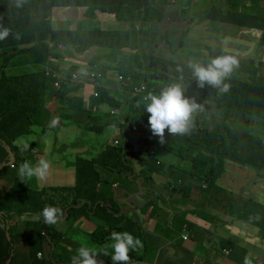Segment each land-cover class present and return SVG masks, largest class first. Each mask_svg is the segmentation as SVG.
I'll use <instances>...</instances> for the list:
<instances>
[{
	"label": "trees",
	"instance_id": "obj_1",
	"mask_svg": "<svg viewBox=\"0 0 264 264\" xmlns=\"http://www.w3.org/2000/svg\"><path fill=\"white\" fill-rule=\"evenodd\" d=\"M182 1L183 0H167L171 6ZM77 3H79V1L77 2L76 0H24L23 6L17 7L16 0H0V27L10 28L13 34L19 33L22 38L20 40L14 39L13 35H10L7 39L0 41V49L6 50L5 53H7L5 57H0V70L8 67L11 63L10 60H12V65H16L21 72H24L19 74V76H6L4 73L0 76V177L9 170L13 171L14 174L15 172L18 174L19 166L17 167V165H20L19 161L23 163L25 161L24 157L27 156L23 146L20 147L18 142L20 138L32 134L34 117L45 109L43 107L50 101L48 100V96H54L56 94L58 96H68V91L66 89L62 91L55 88L52 91L49 88H53V84L56 81L51 79L50 70L57 71L58 69L55 67L54 63L61 62L55 60V53H57L60 48L73 49L74 46L81 51H87V53H89L92 47H106L109 51L111 50L108 58L112 59L111 61L113 62L118 53L120 54L122 52V49L131 45L135 32L138 34L142 31L137 30L135 19H140V17L137 16L136 13L129 14L127 18L121 16L123 7L127 6L128 0H95L97 6L113 8V13L117 18L115 20L121 27L116 31L104 29L101 24L88 30L82 27L83 22L80 21H77L74 27H70V29L63 28L60 24L52 25L51 10L55 7L62 9L79 5ZM150 4L151 0H137L134 11L141 10L143 7L147 8ZM195 14L198 16L200 15V5L195 6ZM161 16L163 18L166 17L164 15ZM125 21L127 22L124 23ZM251 23L255 27H259L260 25L257 21L254 23L251 20ZM69 24L70 26L73 25L74 21L70 20ZM23 31L27 33L28 31H32L36 36L35 38H31L30 35L24 34ZM90 54L92 56V65L88 64V66L93 68L94 65H102L103 67L102 71L99 70L102 77L94 80L95 90L98 92L99 97H91V100H85L83 97L74 96L68 100H64L66 103H62V105L66 106L67 104V107L64 108L63 118H69L70 116L68 114L72 113L80 116L89 115L95 119L89 121L87 127V129L92 132H97V126L99 125L103 127V125H108L113 122L116 124L115 126L118 128L120 135H122L121 137L124 142L119 140L121 144H123L119 149L107 146L106 149L102 150L100 154L95 157L78 155L77 159H75L76 162L72 164L76 166L77 178L82 185L81 193H73L70 187H62L55 184L43 185V188H33L30 184L26 185V182H29L33 178H26L24 182L20 180L19 175L15 174L13 185L9 186L6 192L0 194V208L12 209L16 204L20 203L21 210L32 213L31 219L37 226L35 229L28 227L30 233L27 236L31 241L29 244V254L33 260L31 264H46L45 257L41 258V256L36 254L35 248L37 245L38 249L43 251L45 255L46 247L50 252V259H56V255H54L53 258V250L51 247H57V242L55 240L57 235L54 231L50 230L49 227L51 225L46 224L43 217L40 215L46 205L57 207L58 199L68 204L71 202L73 204L76 203L75 197L81 194L84 198L91 201L92 206L89 207L88 204H84L83 207L79 208L83 209V211H79L78 213L75 212V215L81 216L84 215V212H87L88 217H93L101 212L110 218L113 217L112 212H105L103 209L107 206V203H110V208L114 212L118 211V205L114 202L112 193L113 183L117 180H113V182L102 178L106 173L119 174L125 179L134 176L135 167L129 158H125V156H136L138 160L142 161L141 164L143 169L141 173L143 176L152 172H170V176L174 182L183 181L191 182L192 184L193 182L200 184L199 186L193 184L196 190H200L202 187L205 190H220L223 188L222 185L226 184L229 194L212 193L211 204L218 203L220 205V211H218V213L224 216H235L240 219L238 220L239 222L246 223L248 214L257 206L256 204H252L255 202L252 196L254 195L261 200L264 199V186L261 185V187L256 190L253 187V191L245 188L241 189L239 193H234L233 191L240 187V183H226L225 173L227 168L246 172L247 167H250L254 168V170L256 169L257 174L260 176H264V88L252 87L246 90L241 88L232 95L231 99H228V94L226 92H221L219 89L206 84L205 87L201 88V95L199 97L200 101L202 98L205 101L207 100L204 104L203 112L212 110L217 114L218 111L216 108H220L221 103H226L234 112L256 116V125L253 124L254 126L249 127L251 131L254 129L255 131L243 132L241 137V141L244 145H247L250 149L256 148L258 150L257 157L249 159L250 165H247L235 150V147L240 145L239 141L231 142L230 145H227L226 142L222 144L218 143L214 133L218 131V128L212 133H210L211 131L207 128L205 129V132L210 135L206 141L209 147L199 142L195 144L192 139H195V135L201 128H205H197V123L199 124L201 121L199 120L198 122V119L195 121L197 129L191 127L186 134L171 135L166 130L164 143L153 141L157 136H153L151 130L138 129V132L132 134L123 124L118 123L116 117L111 119L105 107H121V110L126 112V121L135 123L138 119L148 120V114L144 111L143 101L141 99H136L135 103H132L131 106L124 105L122 99L112 91L113 88L117 89L119 87L118 84L112 78L106 76L108 73L107 70L109 69L108 66L110 65L101 57L98 58L95 53L90 52ZM19 55L22 56V58L17 60L18 57H20ZM129 56V54L125 53V57L131 60ZM160 59L165 61L167 57H160ZM160 59L152 57V65H157ZM14 60L15 62H13ZM24 60H26V62H23ZM170 62L171 60H169V63ZM32 64L37 65L31 68ZM163 68L174 74L176 79H180L181 77V79H185L183 72L174 71L167 65ZM26 70L29 71V73L26 72ZM150 70L158 75L144 83L146 85H152L157 93L161 91L162 87L176 82L173 76L168 71L165 72L171 76L164 73L162 68L151 66ZM125 74L126 76H132L136 79H131L132 81H143L138 80L141 78V74L136 66L128 68ZM111 82L115 85L113 86ZM59 84V87H61V85L64 86V83L61 84L60 82ZM195 84H197L196 81ZM47 88L49 89L47 90ZM61 92H65V94ZM249 95H254V98H249ZM98 105L100 106L98 107ZM67 108H69V110H67ZM200 117L201 119L204 118L202 115ZM260 121L263 123H258ZM146 122L148 123V121ZM242 122L248 125L250 124L249 120H244ZM110 129L113 130L112 128ZM141 137L144 143L146 140L145 144H148V149L142 153L132 151L134 139L140 140ZM212 138L213 140H211ZM127 139H129L127 141L129 144L125 143ZM184 139L189 141L184 143ZM80 143L85 144L82 147L91 144L88 141L75 142L74 144L76 147H79ZM188 143L191 145L186 148ZM94 144L95 143H93V145ZM174 144H180V148L174 147ZM200 146L202 147L200 148ZM128 149L131 150L132 153H128ZM193 150H198L200 152L195 159L190 157V152L192 153ZM166 153L168 156L172 157L174 161L167 162L159 158V156ZM11 155L13 156L12 160ZM199 156H202L205 160L202 164L199 163ZM121 158L124 159L123 162ZM187 159L191 160L195 165H200L192 166L191 162ZM185 161L187 162V167L182 169L179 175H176L177 170H173ZM10 162L11 164H9ZM100 168L102 170H100ZM106 187H109L110 192L108 194L103 192V189ZM192 187V185H188L187 191L191 190ZM62 191H70L71 195L65 196ZM215 198H218L219 201L217 202L214 200ZM94 205L96 207L93 209ZM67 206L68 205L63 204V211L64 213L67 212L70 217L72 212H74V207L71 206L70 211H65ZM214 206H216V204H214ZM90 209H93V214H90ZM101 215L99 217H101ZM120 217L119 224L122 225V229H116L117 231H128L135 237H147V231H145L133 217L127 219L124 214ZM237 218L234 219L237 220ZM53 226L58 228L60 225L57 222ZM156 227L160 231V227ZM1 230L3 232H1ZM0 234L1 236L5 235V230L1 228V225ZM99 234L100 232H95L93 235H95V239L101 241L99 239ZM156 237H160V235ZM12 242V240H7V251L2 256L0 264H7L8 259L13 255H15V260L13 263L10 262L9 264L24 263V260L18 252L17 246L14 247ZM32 246L35 249L34 251L32 250Z\"/></svg>",
	"mask_w": 264,
	"mask_h": 264
},
{
	"label": "clouds",
	"instance_id": "obj_2",
	"mask_svg": "<svg viewBox=\"0 0 264 264\" xmlns=\"http://www.w3.org/2000/svg\"><path fill=\"white\" fill-rule=\"evenodd\" d=\"M92 2L93 9H107L109 11H103V13H108L113 16L114 19H117L113 13V8L97 6L95 0ZM23 3L24 0H16L17 7H22ZM153 3L154 0H151L150 5L156 7L158 12L156 21L161 23L160 27L162 28L160 41L155 44L152 43L150 39H146L143 42L139 40L140 43L132 41L131 44L134 45V48L138 47V50L135 51L136 56H129L131 61L137 63L136 67L141 74V78L138 80L143 81H132L131 79H135L132 76H126V74L121 71L113 72L111 68L107 70L108 73L106 75L118 84L119 87L117 89L113 88L112 91L122 99L124 105L131 106L132 103H135L136 99H141L143 101L144 111L148 114V120L138 119L135 123H129L126 121V112L122 111L121 107H105L107 114L110 115L111 119L116 117L118 123L123 124L132 134L138 132V129L151 130L152 135L157 136L153 141H159L160 143L165 142L166 130L171 135L186 134L193 126L195 120H201L200 122L204 124V127L205 125L206 128L211 126L210 133L218 128V131L214 133L219 144L226 142L227 145H230L231 142L239 141L240 145L235 147V150L237 154L241 156L243 162L250 165L249 159L257 157L258 150L256 148L250 149L247 145H244L241 141V137L243 132L255 131V129L250 131L246 128L254 126L253 124L256 123V116L234 112L228 104L221 103V108H227L230 111L228 118L223 121L224 126H222L218 121V117H220L218 112L217 114L212 110L203 112V107L207 100L205 101L202 98L200 101L199 97L201 95V88L205 87L207 84L219 89L221 92H226L228 94L227 98L231 99L236 91L243 88L241 84L242 79L253 81V87L255 88H264L261 74L259 73L253 76V74L249 72L250 64H253L259 70V66L264 63V26L260 24L259 27H255L251 23V20L255 23L259 18H262V14L258 16L256 11H264V0H183L174 6H171L167 0H164V3L158 5H154ZM136 5L137 0H128L127 6L123 7L121 16L128 17L129 14L133 13ZM196 5H200L199 16L195 14ZM171 12H175L176 15L170 17L169 15ZM161 15L166 17L163 18ZM117 23L118 22L115 20L116 25ZM104 29L107 28L105 27ZM111 30L116 31L117 29ZM137 30L142 29L137 26ZM10 35H13L14 39L21 38L19 33L13 34L10 28L0 27V41L7 39ZM163 41L164 43L160 44ZM154 47H161L162 54L155 55L152 52ZM73 48H75V46ZM164 56L167 57V60L162 61L160 57ZM152 57L159 58L160 62L157 65H152ZM169 60H171L170 63ZM36 65L37 64L33 66ZM166 65L174 71L183 72L185 79H181L182 77L176 79L174 74L163 68ZM151 66L162 68L164 73L168 71L176 82L162 87L161 91L157 93L152 85H146L144 83L158 75L150 70ZM99 70H103L102 65H94L93 68L87 65V68L62 70L63 74L61 75L79 74L86 76L87 80L85 82H73L72 84L81 86L84 89L89 88L90 95L86 99L88 100L91 99V97H99L94 84L96 78L102 77ZM50 72L51 79L55 81L54 74H59L60 71L50 70ZM124 80L129 84H124ZM195 81L197 84H195ZM60 82L61 84L64 83L66 86L69 84V81L66 80H56L53 84V88H49L53 91V89L60 86ZM111 84L113 86L115 85L112 82ZM189 91H192L191 94ZM71 96L79 97L78 93H73ZM99 106L100 105H98V107ZM201 115L204 116V118L201 119ZM244 120H249L250 124L248 125L242 122ZM146 121H148V123ZM115 125L116 124L113 122L108 124V126L116 130L118 128ZM99 126H97V132H102L98 128ZM206 128L203 130L204 133H207L205 132ZM222 129L226 131L223 136L219 135ZM128 140L129 139L125 140V143L129 144V142H127ZM134 140H136V142L132 143V147H135V149L133 150L132 148V151L142 153L148 149V144H145L146 140L144 143L142 137L140 140L136 138ZM211 140H213V138ZM119 143L121 148L123 144H121L120 141ZM18 144H20V142H18ZM137 146L138 150L136 149ZM243 147L247 148L248 154L240 153L239 150ZM132 151L128 149V153H132ZM199 154L200 152L198 150H193L190 157L195 159ZM125 158H129L131 161V159L137 157L125 156ZM169 158L174 161L172 157L169 156ZM163 160L167 161V159ZM187 160L191 162L192 166L200 165H195L191 160ZM121 161L123 162L124 159L121 158ZM186 161L179 164L173 171L185 169L187 167ZM132 163L135 167V175L126 180L135 184L137 191L126 195V199L122 200V202H119V200L116 202L118 205L117 212H114L107 203V206L103 210L105 212H112V218L101 212L93 216L97 219L99 224L103 218L108 220L107 222H101L97 232H101L103 228L110 229L112 231L109 237L111 243H102L100 245V241L96 239V248H93L91 245L94 239L88 246L86 243H81V246L76 250L77 255L72 258V264H104V261L108 260L109 257H111L113 264H146L150 242L157 235L161 237V231L152 225L151 217L145 216V213L142 212L137 216L130 214H125V216L127 219L133 217L137 222L141 219L145 221L148 220V226L143 227L148 233L147 237H135L128 231H117L116 229H122L119 220L121 218L120 216L124 214L123 210L126 203L132 202L136 205L137 202L134 200H138L139 196L146 197L151 193V197H149L147 201L149 204L156 207L157 212H159L160 208H164V204L162 202H155L158 196L162 193H166V190H169V196L166 198L183 195L187 192L188 185L194 186L193 184H196V182L192 184L191 182L178 181L179 185L177 186L178 182L172 180L170 172H152L143 176L141 173L143 169L141 164L142 161L138 160V163ZM9 164H11V162ZM228 169L229 168H227V170ZM247 169L253 173H257L254 168L247 167ZM49 171L50 162L45 158H40L35 164L30 161L21 163L18 168V175L20 180L25 182L26 178L31 179L35 177L36 179H43L48 175ZM163 174L170 177V180L168 179L169 188L159 191L155 182H159L160 176ZM28 184L29 182H26V185ZM119 184L120 182L118 181L114 182L113 188H116ZM57 186L70 187L73 193L82 192L81 186ZM58 200L57 207L46 205L40 213L46 224L55 225L57 222L59 223L62 218H65L63 221L64 224L68 223V213H64L63 211V204L67 205L68 203L60 201V199ZM77 203L78 202L74 204ZM74 204H72V206L74 207V212H76L77 208H75ZM67 210L70 211L71 208L67 206L65 211ZM4 214L2 221H0V225L2 229L7 231L10 237L9 240L13 241L12 245L15 247V231L18 229L17 225L23 224L22 218L29 217L32 213L21 210L20 203H18L14 208L6 209ZM101 214L103 217H99ZM183 237L188 239L189 235L186 233ZM71 242L75 244L76 242L78 243V240H71ZM110 248L113 251H111L112 254ZM224 252L228 254L229 251L224 249ZM38 255L42 257L41 254ZM52 260L57 264L54 259ZM13 261L14 255L8 259L7 264L10 262L13 263ZM243 264H253L251 257L246 255Z\"/></svg>",
	"mask_w": 264,
	"mask_h": 264
},
{
	"label": "crops",
	"instance_id": "obj_3",
	"mask_svg": "<svg viewBox=\"0 0 264 264\" xmlns=\"http://www.w3.org/2000/svg\"><path fill=\"white\" fill-rule=\"evenodd\" d=\"M79 1V5H76L74 7H68V8H54L51 14V23L55 20L57 22H64L66 21L69 26V20L65 18V20L61 17L62 14L66 17L68 12L76 13L82 20L80 22H83L82 27L86 29H93L96 25H103V28H105V24H113L115 23V19L113 16H111L108 13L109 10H100V9H93V0H76ZM59 10H65L63 13H58ZM70 29V27H69ZM119 30V28L117 29ZM26 35H30L31 38H35V33L32 31L24 32ZM21 35V34H20ZM22 39V38H20ZM19 39V40H20ZM132 41L139 42L138 38L133 37ZM161 47H154L152 52L157 54H162ZM6 50L0 49V57H5L7 53H5ZM91 55V54H90ZM20 56V55H19ZM22 58V56H20ZM17 59V57H16ZM18 60V59H17ZM92 60V56H91ZM87 63H79L78 65H74V69L79 68H87ZM34 66L32 65L31 68ZM68 68L65 67L63 70H67ZM89 92V88H85ZM91 100V99H88ZM65 107L64 105H61V108ZM60 108V112H61ZM49 110V109H48ZM51 111V110H50ZM69 116H75L74 113L68 114ZM65 122V121H64ZM64 122L63 125H64ZM71 124V126H66L67 129H80V126L85 125V121L80 122H68ZM95 140V139H94ZM95 143V142H94ZM20 145V144H18ZM67 146V145H62ZM105 146L104 143L99 144V142L96 144L95 147L103 148ZM20 147H22L20 145ZM87 146L82 147L79 149L80 151L75 155V159H77V155H85L88 152L93 149L94 146H91L92 148L87 149ZM86 150L83 153L81 152L82 149ZM96 149V148H95ZM94 149V150H95ZM25 153L27 154L26 158L27 161H33L37 162L35 157L32 155V150H26L24 149ZM66 154H68L66 152ZM38 159L44 158V154L42 155L40 153L35 154ZM70 155V154H68ZM72 157V156H71ZM170 160L167 159L168 162H172L171 158ZM228 170L230 172H228ZM226 170L225 173V181L226 183L230 182H239L240 186L243 184H246L245 180V174L243 172H240L238 170L229 168ZM182 171V169H178L176 171V175H179V173ZM233 174H231V172ZM247 172V171H246ZM251 175L249 176L250 184H255L253 187L254 189H259L262 186H264V176H260L257 173L250 172ZM57 175L55 171H52L49 175L48 180L44 179H31L29 182H32L36 187L43 188V185H53V176ZM170 177L168 175H161L159 182H155V185L157 186V189L159 191H163L166 188H169V181ZM56 180V179H54ZM167 180V181H165ZM37 181V182H36ZM49 182V183H45ZM59 182V181H57ZM251 184V185H252ZM55 185H69L65 183H58ZM199 186L200 184H195ZM248 185V184H246ZM223 188L220 190H205L203 187L200 190H196L194 186L191 190L187 191L183 195H177V196H170L169 198L165 199L164 208H160L159 212L156 211L153 213L152 216H149L147 213H145V216L151 217V223L152 225L159 226L161 231V237H155L151 240L149 245V253L147 257V263L146 264H243L244 257L246 256L247 251L249 250L248 247L251 246L252 248L259 249L261 251V255L257 256L256 254L250 256L253 264H264V246H259L258 241L255 238V235L261 236V239L264 243V199H260L261 201H255L252 204H256L257 206L253 209L251 213L248 214V218L246 219V223H241L238 220L239 218L228 215L224 216L220 213L213 214L209 210V207L211 208L215 207L214 203L211 204V195L212 193H219L227 195L228 190L226 184L222 185ZM112 189V188H111ZM113 193V200L117 202H122V200L126 199V187L125 185H121V183L116 187L112 189ZM174 192V191H173ZM62 193L67 196L66 192ZM169 190H166V197H168ZM231 193V192H230ZM239 193V192H238ZM254 194V193H253ZM253 197V196H252ZM77 204H74L76 209V213L79 211H83V209H79L80 207H83L84 204H88L89 207L92 206L91 201L87 200V198H84L82 195H77L75 197ZM217 202L219 201L218 198H215ZM110 204V203H109ZM96 206H93V209ZM93 209H90V214H93ZM88 213L84 212V215L77 216L75 215V212H72L71 216L68 219V223L64 224L63 221L65 218L60 219V222L58 223L60 226L56 229H63L65 226L69 228V232H57V238H61L62 240H65L67 236L70 235L71 240H78V245H81L84 238L87 236V234H94L98 231L100 228V224H97V219L94 217H87ZM30 218L32 215L29 216ZM101 217H103L101 215ZM231 218L232 220L230 222H234L235 226H232L230 228H226L224 219ZM234 218H237L235 220ZM255 218V222H252ZM89 219V220H87ZM249 224V225H247ZM246 225V226H245ZM249 226V227H247ZM261 226V228H260ZM18 229L15 231L16 234V245L18 248V252L21 256V258L24 260L23 264H31L33 262L30 254H29V244L30 239L28 238V234L30 233L28 228L24 227L23 224L17 225ZM233 227L237 228L238 231L241 230L242 233L240 236L239 233H236L233 231ZM254 227V228H252ZM243 228V229H242ZM1 232H3L1 230ZM111 230L107 228H103L102 231L99 234L100 245L102 243H111L109 237L111 234ZM188 234V239H185L183 235ZM243 235H246L248 239H245ZM95 235H93V244L92 247L96 248V239L94 238ZM250 236V238H249ZM254 237V238H253ZM242 241L243 244H239V242ZM246 245V246H244ZM24 246L27 247V251L25 250ZM217 247L221 248L222 255L219 254V251L217 250ZM33 248V246H32ZM52 248V255L54 258V255L58 253V251L62 249H69V246H57V247H51ZM38 250V245L35 248ZM32 249L33 251L35 250ZM224 249L228 250V254L224 252ZM7 251V241H5V235L1 236L0 234V261H2V256ZM24 251L25 255H22L21 252ZM112 249L110 248V252ZM243 251V255H239V252ZM257 258H260L261 261L257 262ZM15 260V255H14ZM55 263V262H54ZM104 264H113V261L111 257L108 258V260L104 261Z\"/></svg>",
	"mask_w": 264,
	"mask_h": 264
},
{
	"label": "rangeland",
	"instance_id": "obj_4",
	"mask_svg": "<svg viewBox=\"0 0 264 264\" xmlns=\"http://www.w3.org/2000/svg\"><path fill=\"white\" fill-rule=\"evenodd\" d=\"M164 3V0H154V5H158ZM53 11V10H51ZM65 12V10H59L58 13H63ZM136 13L137 16L140 17V19H135L136 20V25L138 27H141L142 31L140 33H136L135 32V38H138L141 42H143L146 39H150L152 43H157L160 41V36L162 33V28L161 23L159 21H156V17L158 16V12L156 7H154L153 5H149L147 8H143L141 10H135L133 12V14ZM256 14L258 16H261L262 14V18H259L257 23L258 24H262L264 26V11L260 12V11H256ZM176 15L175 12H171L170 13V17H174ZM124 16V15H123ZM64 20L65 18L74 21V24L70 26H68V23L66 21H62V22H57V21H53L52 25H56V24H60L62 25L63 28H69V27H74L75 23L77 21H81L82 19L76 14V13H72V12H68L67 16L65 17L63 14L61 16ZM127 18V17H126ZM124 18V19H126ZM127 21H125L124 23H126ZM119 24V23H118ZM116 25L115 23L111 24H105V27L108 30L111 29H120V24ZM164 25V23H163ZM162 25V27H163ZM164 43L161 42L160 44ZM149 47V44H148ZM56 50V49H55ZM138 50L137 48H134V45L131 44V46L127 49H122V52L115 57V60L112 62V59L108 58V55L111 53V50L109 51L108 48L106 47H92L89 50V53H87V51H81L79 50L77 47L70 49H64V48H60V50L55 53V60L56 61H61L60 63H54L55 67L60 71V75L59 74H54V78L55 80H66V81H70L68 86L64 85L61 87H57L59 90L66 89L68 91V96H61V95H54L48 96V101L46 103V105L44 106L45 109H43L39 114H37L34 117V124L32 127V134L28 135V136H24L22 138H20L19 142L20 145L23 146L24 149H28V150H32V155L35 157V159L38 161L39 159L37 157L40 156H36L35 154L40 153L42 155V153L44 154V158L47 159L50 162V171L48 173V175L43 178L44 180H48L51 181V179H49V175L52 171H55L57 173V175L53 176V184H58L60 182L65 183V184H69V185H76V186H81V182L78 181L77 178V170H76V166L75 164H72L75 161V155L80 151L79 149L82 148L83 145L80 143L79 147L75 146V142H83V141H88L91 144L88 145L87 149L92 148L91 146H94L93 143H97L99 142V144L104 143L105 146L103 148H99V147H93V149H91L90 152H88L87 154H85V156H90V157H95L97 155L100 154V152L104 149H106V146H111V147H118L120 148V143L119 140H121V142H124L123 138L121 137L122 135H120L119 130L118 129H113L111 126L108 125H103L99 126L98 128L102 131V132H92L89 131L87 129L89 121L91 120H95L93 119L91 116L86 115V116H80V115H75V116H70L69 118H63V112H64V108L67 107V104L65 107L61 108L62 103H66L64 100H68L69 98H71V94L73 93H78L79 97H83L85 100L89 97L90 93L85 90L83 87L81 86H75L72 83L73 82H85L87 80L86 76L83 75H61L63 74L62 70L65 69V67H67L68 69H74V65H78L79 63H87L92 65V60H91V55L90 52L95 53V55L99 58L101 57L106 63H108L110 66L109 68L112 69L113 72H117V71H121L123 73H126V70L128 68H133L135 66H137V63L131 61L129 58L125 57V53H128L130 56H136V52ZM21 57H18V60H20ZM11 63L9 64L8 67L0 70V76L2 75V73H4L6 76H19V74H22L24 72H21L19 70V67H17L16 65L13 66L12 65V60H10ZM15 62V60L13 61ZM23 62H26V60H24ZM250 69L249 72L253 74V76H255L256 74H261L262 76V83L264 84V63L261 64L259 66V70L253 65L250 64ZM26 72L29 73V71L26 70ZM124 84H129L128 82H126L124 80ZM241 84L242 87L246 90L248 88H252L254 85V82L249 80V79H242L241 80ZM49 88H47L48 90ZM192 91H189V93L191 94ZM246 92V91H244ZM62 94H65V92H61ZM52 97V98H51ZM249 98H254V95H249ZM198 102V101H197ZM60 108H61V112H60ZM49 109V110H48ZM51 110V111H50ZM67 110H69V108H67ZM216 110L218 111V113L220 114V117H218V121L220 122V124L222 126H224V120L226 118H228L230 111L227 108H216ZM195 119V118H194ZM193 119V121H194ZM65 121V122H64ZM80 121H85L87 123H85V125L80 126V129H67L66 126H71L70 123L68 122H80ZM192 121V122H193ZM196 121V120H195ZM195 121L192 127L196 128L195 125ZM64 122V126L63 123ZM199 122V120H198ZM259 123H263L262 121H260ZM93 124V123H90ZM261 126V125H259ZM198 127H204V124H202L201 122L198 124L197 123V128ZM110 128H112L113 130H111ZM196 128V129H197ZM206 128V125H205ZM208 130H211V126L207 127ZM247 130H250V128H246ZM204 129L201 128V130L195 135V139H192L193 142L196 144V142H199L203 145H206L209 147L208 143L206 142L207 139L210 137L209 134L204 133L203 131ZM106 131V132H104ZM251 131V130H250ZM225 129H222L219 132V135L223 136L225 134ZM95 139V140H94ZM185 142L187 143L189 140L184 139ZM134 142H136V140H134ZM67 145L62 146V145ZM188 146H186V148H188L191 144H187ZM174 147L180 148V144H174ZM202 146H200L201 148ZM96 148V149H95ZM133 150L135 149V147H132ZM184 149H186L185 147H183ZM95 149V150H94ZM138 150V146L136 148ZM86 150L82 149L81 152H84ZM187 150V149H186ZM240 153L242 154H248L247 148L243 147L240 150ZM66 152L68 154H66ZM191 154V153H190ZM72 156V157H71ZM78 156V155H77ZM25 161H27L26 156L24 157ZM159 158L161 159H169V156L166 154L159 156ZM200 160L199 163H203L205 160L202 158V156H199ZM161 159H159L160 161H162ZM130 160V159H129ZM33 164H35V162L30 161ZM131 162H136L138 163V159L137 158H133L131 159ZM22 162L19 161V164H21ZM135 163V164H136ZM19 165H17L18 167ZM226 166V165H225ZM102 168V167H101ZM100 168V170H102ZM163 168V167H162ZM165 168V167H164ZM228 172H230L228 170ZM234 171L231 172V174H233ZM251 171H249V169H247V172H243L245 174V180H246V184L241 185L239 188H237L235 191H233L234 193H238L241 191V189H245L248 188L249 190L253 191L252 188L255 184H250V173ZM15 174H17L15 172ZM15 174L13 171L9 170L6 173H4V175H2L0 177V194H3L4 192H6L9 189V186L13 185L14 183V177ZM18 175V174H17ZM34 179H36L34 177ZM56 179V180H54ZM102 179L105 180H109V181H113V180H117L118 182L121 183V185H125L126 189H127V193L128 194H132L134 192L137 191V187L135 184H133L132 182L127 181L123 176L119 175V174H115V173H106V175H104V177ZM168 180V179H167ZM165 180V181H167ZM59 181V182H57ZM37 182V181H36ZM45 183H49L44 181ZM114 182V181H113ZM200 183V182H199ZM31 187H36L32 182H29ZM173 184V182H172ZM179 185V182L177 183V186ZM27 187V186H26ZM103 192H105L106 194H108L109 191V187H106L103 189ZM67 195H71L70 192H66ZM229 194V193H227ZM151 197V193H149L146 197L144 196H139L138 200H134L136 201V205H134V203H130L127 202L125 205V208L123 210L124 215L125 214H130V215H134L137 216L140 212L142 213H147L149 216H152L153 213L156 211L155 207L151 204L148 203L147 199ZM165 198H166V194L162 193L160 196H158L155 199L156 203L162 202L163 204H165ZM253 200L254 201H260V199L256 196L253 195ZM59 201V200H58ZM74 204V203H73ZM68 208L72 206V202L70 204H67ZM209 210L211 212H213V214H217L218 211H220V205L217 203L215 207L211 208V206L209 207ZM6 209L4 208H0V221H2V217L5 215ZM89 220V219H87ZM108 220L106 218L101 219L100 222H107ZM225 223L226 228H230L232 226H235L234 222H230L231 218H227L223 220ZM252 222H255V218L253 219ZM22 223L23 226L28 228V227H32L33 229L36 228V224L34 223V221L30 218V217H23L22 218ZM99 222L97 221V224ZM67 224V223H65ZM138 224L141 227H147L149 224V221H145L144 219L139 220ZM249 225V224H247ZM246 226V225H245ZM249 227V226H247ZM50 230L54 231V233L57 235V232H69V228L67 226H65L62 230L61 229H56L57 227L51 225ZM254 228V227H252ZM261 228V226H260ZM243 229V228H242ZM233 231L236 233H239L240 236L242 231L239 230L235 227H233ZM58 237V236H57ZM55 238L56 242H57V246H69V249H62L60 251H58V253L56 254V259L55 261L57 262V264H72V258L73 256L77 255L76 250L81 246L78 245V243L76 242L75 244H73V242H71L70 239V235L67 236V238L65 240H62L61 238ZM243 237L245 239H248V237L246 235H243ZM255 238H257L256 240L258 241L257 244H259V246H264V243L261 239V236L255 235ZM253 237V238H254ZM9 235L7 233V231L5 230V241L9 240ZM250 238V236H249ZM93 239V234H87V236L84 238V240L82 241V243H86V245L88 246V244L92 241ZM240 244H243L242 241L239 240ZM246 246V245H244ZM25 250L27 251V247L24 246ZM248 251L246 253V255L248 256H252L254 254H256L257 256L261 255V251L257 248H252L251 246L248 247ZM217 250L219 251V254L222 255L221 252V248L217 247ZM113 252V251H112ZM111 252V254H112ZM34 253V252H33ZM45 253L44 254L43 251L41 250H36V254H41L42 257H45V262L46 264H55L54 261L52 259H50V252L49 250L45 247ZM22 255H25L24 251L21 252ZM239 255H243V251L239 252ZM243 257H245V255H243ZM257 262H260L261 259L257 258L256 259Z\"/></svg>",
	"mask_w": 264,
	"mask_h": 264
},
{
	"label": "water",
	"instance_id": "obj_5",
	"mask_svg": "<svg viewBox=\"0 0 264 264\" xmlns=\"http://www.w3.org/2000/svg\"><path fill=\"white\" fill-rule=\"evenodd\" d=\"M13 159V156L11 155V160Z\"/></svg>",
	"mask_w": 264,
	"mask_h": 264
}]
</instances>
